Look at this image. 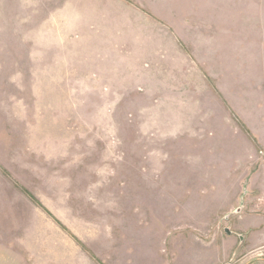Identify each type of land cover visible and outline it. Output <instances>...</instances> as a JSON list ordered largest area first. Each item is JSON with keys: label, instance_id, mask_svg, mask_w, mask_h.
I'll use <instances>...</instances> for the list:
<instances>
[{"label": "rangeland", "instance_id": "obj_1", "mask_svg": "<svg viewBox=\"0 0 264 264\" xmlns=\"http://www.w3.org/2000/svg\"><path fill=\"white\" fill-rule=\"evenodd\" d=\"M0 264H264V0H0Z\"/></svg>", "mask_w": 264, "mask_h": 264}, {"label": "water", "instance_id": "obj_2", "mask_svg": "<svg viewBox=\"0 0 264 264\" xmlns=\"http://www.w3.org/2000/svg\"><path fill=\"white\" fill-rule=\"evenodd\" d=\"M225 233L229 234V231L227 229H225Z\"/></svg>", "mask_w": 264, "mask_h": 264}, {"label": "crops", "instance_id": "obj_3", "mask_svg": "<svg viewBox=\"0 0 264 264\" xmlns=\"http://www.w3.org/2000/svg\"><path fill=\"white\" fill-rule=\"evenodd\" d=\"M237 211H239V210L237 209Z\"/></svg>", "mask_w": 264, "mask_h": 264}]
</instances>
